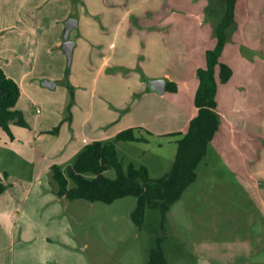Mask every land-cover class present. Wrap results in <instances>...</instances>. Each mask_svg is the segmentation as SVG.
I'll list each match as a JSON object with an SVG mask.
<instances>
[{
	"label": "rangeland",
	"instance_id": "1",
	"mask_svg": "<svg viewBox=\"0 0 264 264\" xmlns=\"http://www.w3.org/2000/svg\"><path fill=\"white\" fill-rule=\"evenodd\" d=\"M225 10V0H0V65L21 83L18 107L32 124L12 123L13 138L0 127V175L7 186L1 201L28 203L25 213L38 233L32 264H147L158 238L172 264H264V0L237 2L239 19L225 46L236 81L221 106L230 125L244 118L242 127L248 121L263 126L238 125L236 137L231 126L223 133L219 129L197 180L165 220L160 208H152L144 226L137 225L135 195L112 203L61 197L52 173L55 163L66 167L88 137L97 136L99 122L112 118L103 108L122 115L131 108L140 95L127 97V90L136 81L163 96L149 81L175 73L176 56L186 53L179 43L198 42V55L212 43L211 35L216 45L214 27ZM70 17L80 21L69 35L77 42L71 64L63 46ZM176 17L182 33L174 26ZM111 53L113 59L100 71ZM44 79L56 86L44 85ZM122 124L108 122L98 130L112 134ZM58 125L59 132L36 138L38 128ZM179 137L122 140L118 151L126 166L145 164L159 177L171 169ZM106 173L117 175L115 168Z\"/></svg>",
	"mask_w": 264,
	"mask_h": 264
},
{
	"label": "trees",
	"instance_id": "2",
	"mask_svg": "<svg viewBox=\"0 0 264 264\" xmlns=\"http://www.w3.org/2000/svg\"><path fill=\"white\" fill-rule=\"evenodd\" d=\"M226 10L216 25L217 44L207 50L206 66L198 68L200 85L195 95L198 113L191 119L185 132L178 138V152L171 169L159 177H153L147 165L131 162L126 166L118 151V141H150L154 135L143 127H128L114 137L97 139L86 143L66 166L53 165V177L58 183L57 193L69 199L84 198L90 201L112 203L116 199L135 195L138 203L132 213L137 225L143 227L147 212L160 208L163 219L172 205L182 198L186 189L197 180V168L208 154L210 143L220 129L221 115L218 112V89L220 83L228 82L234 74L233 67L221 59L227 43L230 28L236 24L238 0H225ZM167 90L176 91V82L169 81ZM21 86L0 66V127L12 137V123L30 126L23 111L17 107L21 96ZM60 125L40 133H57ZM172 134V133H171ZM115 168L116 177L106 171ZM88 173H92L89 176ZM7 188L0 181V194ZM151 249L147 264H172L162 246V238Z\"/></svg>",
	"mask_w": 264,
	"mask_h": 264
},
{
	"label": "crops",
	"instance_id": "3",
	"mask_svg": "<svg viewBox=\"0 0 264 264\" xmlns=\"http://www.w3.org/2000/svg\"><path fill=\"white\" fill-rule=\"evenodd\" d=\"M238 17H239V14L237 12L236 19ZM178 21L179 19L178 17H176L174 26L175 27L178 26L180 28L179 31L182 33L183 26H179ZM79 24H80V21L78 19V25ZM251 25L252 24H250V27ZM215 28L216 26L214 27V29ZM192 29L193 28L191 25V31ZM248 29H249V26L247 25L246 31H248ZM211 37H210V40L212 41V43H208L207 45H205L204 49H202V51L200 52V55H198L197 52L194 51V49L197 48L198 42L193 43L192 41L190 42L188 41L186 45L185 43H179L178 46L180 50L183 49L185 50L186 53L181 51L182 53L176 56L178 58L177 60L179 63H178L177 69L176 70L174 69L175 73L172 74L166 71L164 75L160 76V77H165L167 79V83H168V80L176 82L178 85V90L172 91V90L166 89V91H168L167 93L165 91L163 96H158L155 92H150V90H146L147 87L143 81H140V80L138 82L136 81L134 85H131V87L128 88L127 97L129 96L132 97L134 93H136V91H137V94L140 95V97H138L137 99L135 98L133 105L127 112H125L122 115L119 112L112 110L110 107H105L102 109L106 113H108V115L112 116L111 119L109 118L108 120H106L107 123L108 122L115 123L117 121L122 120L123 124L119 125V127H115L116 129L115 131H113L112 134H109L108 132L106 134L100 135V132H99L100 129L98 130V128L101 126L104 127L107 124L101 121L98 123L97 127L95 128L96 130L94 131L97 134V136L95 135L92 137L90 136L88 137V141H85V142L89 143L97 139H107V138L114 137L119 131L126 129L128 127H143L148 130H151L154 133V135H165V134H171L174 132H185L189 127L191 119L199 111V108L195 103V95L200 85L198 68L200 66H206L207 50L215 46L216 39L213 41ZM178 38H180V42H181L182 41L181 37H178ZM61 43L62 41L59 40L57 45H60ZM76 45H77V42L75 43V46ZM207 46H210V47H207ZM166 48L167 46H165L164 48L165 52H166ZM225 51L226 49L224 48L221 59L229 63L232 66V64L225 58ZM113 57H114L113 53L105 56L100 64L99 70L102 71L104 68H106V65L111 60L110 58L113 59ZM123 62H126V61L124 60ZM0 66L5 69L6 73L9 76L13 77L12 75L9 74L8 69H6L5 66H2V65ZM233 69H234V74L231 77V79L226 83H220L217 99H218V112L220 113L221 116H223V120L221 121V125H220L221 126L220 133H223L222 130L229 129V126H231L232 133H234V135L233 134L232 135L236 137V134H237L236 128L238 127V125L240 128L242 127L244 118L238 121L236 125L233 122L230 125L231 118L227 117L226 109L225 111H221V106L226 105L225 103L226 98H228L227 96L229 95L227 87H229L228 86L229 84L236 81V79H234V76L236 75V71L234 67ZM13 78L16 79L15 77ZM156 78H159V77H156ZM16 80L19 82L18 79ZM251 80L253 82H256L258 78L257 77L251 78ZM241 83H242L241 81H238L237 84L240 85ZM19 84L21 86V91H22V85L20 82ZM247 84L242 83V85L240 86H243V88L247 86L250 87V84L249 83ZM150 89L152 88L150 87ZM17 107H18V103H17ZM260 112H261V115H263V111L261 109H260ZM251 118L253 117L252 116L249 117L248 120H252ZM27 121L29 122L31 126L32 125L31 122L28 119ZM245 121H247V119H245ZM167 124H171V127L166 128L165 126H167ZM30 126H26V127H30ZM251 126H263V125H261L260 123L258 124L257 122L254 123L253 121H248L244 123V126L242 127V129H248ZM12 130H13V126H12ZM46 130H50V129L38 128L36 131V135H37L36 138L38 137L41 138L43 136H46L47 134L51 135L50 133H44V134L40 133ZM15 136L16 135L14 132V137ZM84 136L86 137L87 135H83V137ZM215 137L213 140H215ZM150 140H151V136H150ZM81 146L78 148V150L81 148ZM233 155L236 156V154H233ZM5 173L7 176L10 175V174L8 175V171ZM0 181H3L4 183H6L5 178H3L2 175H0ZM6 190L7 188L5 189V191ZM4 192L0 194V264H32L34 258L37 256L36 250L34 254L32 253V242L35 239H37L38 233H37L36 227L34 226L35 223L33 222L34 221L33 218L32 217L30 218V213H25L26 206L28 203L23 204L22 206L15 204V202L4 203L3 201H1L2 197H4L3 196ZM6 205H10V207H9V210L5 211V207L3 206H6ZM24 220H25V223L23 222ZM29 251H30V254H29ZM27 252H28V255H27Z\"/></svg>",
	"mask_w": 264,
	"mask_h": 264
},
{
	"label": "water",
	"instance_id": "4",
	"mask_svg": "<svg viewBox=\"0 0 264 264\" xmlns=\"http://www.w3.org/2000/svg\"><path fill=\"white\" fill-rule=\"evenodd\" d=\"M78 25V19L76 17H70L66 22L65 28V41L63 43L64 49L68 56L69 64L72 63L73 51L75 46V40L70 38L71 30ZM43 84L50 87H55L56 82L51 79H44ZM149 85L152 89L164 93L167 89V79L165 77L153 78L149 81Z\"/></svg>",
	"mask_w": 264,
	"mask_h": 264
},
{
	"label": "built area",
	"instance_id": "5",
	"mask_svg": "<svg viewBox=\"0 0 264 264\" xmlns=\"http://www.w3.org/2000/svg\"><path fill=\"white\" fill-rule=\"evenodd\" d=\"M38 111H40V109H38Z\"/></svg>",
	"mask_w": 264,
	"mask_h": 264
}]
</instances>
